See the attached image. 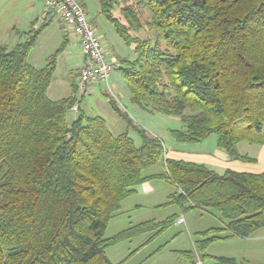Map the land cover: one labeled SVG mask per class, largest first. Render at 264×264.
<instances>
[{
  "label": "trees",
  "instance_id": "16d2710c",
  "mask_svg": "<svg viewBox=\"0 0 264 264\" xmlns=\"http://www.w3.org/2000/svg\"><path fill=\"white\" fill-rule=\"evenodd\" d=\"M100 6L134 49L119 68L131 101L179 118L183 128L170 131L177 142L216 136L230 160L255 163L238 146H264V0H100ZM41 29L12 49L0 45V264H113L107 248L147 234L152 241L176 225L174 215L105 238L123 202L155 177L175 187L161 208L213 212L224 222L197 233L195 250L180 251L182 257L190 264H242L208 250L264 229V172L219 174L165 158L161 138L138 130L137 146L128 132L113 135L103 118L79 106L69 124L77 86L51 100L55 56L42 69L28 60ZM145 29L153 36L134 35ZM160 163L163 173H147Z\"/></svg>",
  "mask_w": 264,
  "mask_h": 264
},
{
  "label": "rangeland",
  "instance_id": "374dc122",
  "mask_svg": "<svg viewBox=\"0 0 264 264\" xmlns=\"http://www.w3.org/2000/svg\"><path fill=\"white\" fill-rule=\"evenodd\" d=\"M93 23L98 35L103 37L108 50V57L116 68L112 72L109 87L104 84L93 85L94 93L89 90L84 96L76 88L75 97L80 112L90 117H101L106 121L108 130L115 136L128 132L137 146L140 145L138 130H145L161 138L167 147L175 141L170 131L182 129L183 123L177 117H169L160 113L146 110L131 101V92L119 68L124 59L135 57L133 47L127 46L116 34L113 25L101 13L100 0H78ZM42 0H0V45L12 49L21 41L27 39L35 30L43 27L44 6ZM145 13L144 18L149 19ZM63 25L53 18L49 24L41 29L34 49L29 55V63L38 67H45L53 56L54 72L48 96L53 101L67 98L74 93L72 86H77L78 73L74 67L75 56L80 51V43L74 34L71 37V47L64 50ZM71 35V34H70ZM142 37L153 36V32L145 29L134 33ZM73 69V70H72ZM114 96V97H113ZM115 98V99H114ZM118 107L125 119L114 109ZM78 116V112L71 110L67 120L71 124ZM217 137L189 144L197 150H209L216 144ZM188 145V144H187ZM238 150L243 155L257 159L258 164L244 163L243 172H253L255 169L264 172V146L242 142ZM163 169L160 163L147 170V173ZM222 174V170H216ZM166 201V200H165ZM126 208V207H125ZM132 216L131 219L129 216ZM184 218L186 225L173 224L151 244H146L150 234L142 235L131 241L120 242L106 249L105 255L113 264H190L180 254V251H194V241L197 233L210 228L223 227L224 222L213 212L194 209L183 212L180 205L162 209H145L142 212L126 213L125 209L110 222L105 238H111L127 229L133 221L144 219L165 220L170 216ZM224 234V233H223ZM264 229L250 239H236L235 241H218L208 250L213 256L236 257L242 264H264ZM145 246V247H144ZM204 264H213L211 260Z\"/></svg>",
  "mask_w": 264,
  "mask_h": 264
},
{
  "label": "crops",
  "instance_id": "0c3cea01",
  "mask_svg": "<svg viewBox=\"0 0 264 264\" xmlns=\"http://www.w3.org/2000/svg\"><path fill=\"white\" fill-rule=\"evenodd\" d=\"M43 1L44 0H42V2ZM43 19H44V22L47 21V23H49V22H51V20L53 18H49V17L44 18L43 17ZM64 31L67 34H65V36H64L65 38H64L63 47H64V50H67L69 47H71V37L74 34V32L67 30L65 28H64ZM74 35L76 36V34H74ZM77 40L80 43L79 38ZM80 48H81L80 51H77V55L74 57L76 61H74V67L75 68H73L77 71L78 76H79L80 70L83 66V63H84V56H83V52H82L81 43H80ZM116 63L114 62L115 65H116ZM32 66L37 68V69L44 68V67H38L35 65H32ZM94 91H95V89H90L89 92L94 93ZM164 146H165V158H171V159H177V160H183V161H187V162L203 164V165H206L207 167H209L215 171L220 169V170H222V172L223 171L225 172L228 169L234 170L237 172H243L241 170H243L245 168V166H244L245 162L230 160L228 155L225 152H223L217 148L216 144L213 147H211L209 150H197V148H194L195 146L193 147L189 144L187 145L185 143H180V142H177L176 140L173 142V144L169 145L168 147L166 144H164ZM258 162L259 161L257 160L255 163H251V164H256V163L258 164ZM255 170L256 171H253L251 173H256V174L263 173L262 171L260 172L257 169H255ZM163 172H164V165H163V169H161L159 171L156 170V171H153V172L148 173V174L149 175L160 174ZM245 173H249V172H245ZM174 193H175V187L170 182H168L166 179L159 178V177L149 179L148 181L140 184L137 187V193L134 196L128 198L127 200H125L123 202L122 211H123V209H125L126 213H133V212L140 213L145 209H154V210L162 209L160 206L165 204L169 200L170 196ZM169 207H171V206H169ZM131 217L132 216L130 215L129 218L131 219ZM178 218H180V217H177V219ZM182 219L184 220V225H186L185 219L183 217H182ZM150 220H155L157 222L162 221V220L161 221L157 220L155 218L150 219ZM145 221H149V220L144 219V220H141L138 222L133 221L130 223V226L136 225V224H139V223H142ZM223 227H224V225H223ZM223 227H216V228H223ZM224 235H228V233H226V234L224 233ZM262 237H264V236H262ZM236 239H243V238L231 237V238H228L227 240H224V242L225 241H235ZM247 239H250V238H247ZM152 242H154V240L149 241V239H147L146 244H148V246H149V244H151ZM211 256H213V255H211ZM214 257H222V256H216L215 255ZM230 258H236V257H230ZM196 264H201V262L197 261Z\"/></svg>",
  "mask_w": 264,
  "mask_h": 264
},
{
  "label": "built area",
  "instance_id": "2783aa9c",
  "mask_svg": "<svg viewBox=\"0 0 264 264\" xmlns=\"http://www.w3.org/2000/svg\"><path fill=\"white\" fill-rule=\"evenodd\" d=\"M43 4L44 18H56L80 40L84 63L77 78L79 93L84 96L93 85L104 84L109 87L116 65L109 59L106 44L98 35L83 6L78 0H44ZM72 110L78 112V106L75 105ZM182 224V218L176 220V225Z\"/></svg>",
  "mask_w": 264,
  "mask_h": 264
}]
</instances>
